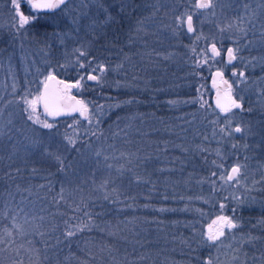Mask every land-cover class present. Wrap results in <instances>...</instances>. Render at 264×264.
Wrapping results in <instances>:
<instances>
[{"label":"trees","instance_id":"obj_1","mask_svg":"<svg viewBox=\"0 0 264 264\" xmlns=\"http://www.w3.org/2000/svg\"><path fill=\"white\" fill-rule=\"evenodd\" d=\"M164 16V10L162 14L158 13L154 18L156 23L171 22L170 14L165 18ZM41 19L25 36L9 33L2 36L4 39L0 37V53L3 56L12 53L21 55V47L25 51L29 49V52L30 48L38 47V57L48 61H38L39 69L44 67L43 64L56 65L58 77L67 82H75L82 73L79 69L74 70L72 64L66 63L65 56L72 58V50L80 45L78 40L65 39L61 43L55 38L60 28L44 23ZM117 25L122 27L120 32L115 28ZM201 25H197L198 30H202ZM111 28L115 33L108 41L98 38L92 43L89 49L91 55L113 66L123 61V54H127L130 59L123 61L124 68L118 71L119 74L109 71L106 85L87 82L82 93L78 95L80 99L91 102L90 108L95 105L102 106L99 128L88 125L79 116L58 120V127L63 132L67 125L78 119L80 124L76 132L80 136L87 139L91 131H96L100 136L99 140L92 138L93 149L103 150L109 155L135 153L142 159L147 158L138 168H133V171L150 179L155 188L151 184L129 183L131 174L126 175L116 192L110 194V200H101L94 209L95 212H102V216L95 218V222L101 227L108 225L109 228L101 232L94 227L91 232L85 230L66 239L65 221L69 224L81 222L82 213L75 214V221L69 219L73 216L69 205L74 207V200L78 201L80 197L74 193L69 198L66 192L67 203L57 204V192L63 178L56 173L52 164L38 161L35 157H24L10 165L5 158L0 163V264L20 261L23 264H195L191 260L190 250L181 243L182 239H187L193 248L196 247L193 229L185 225L194 223L196 232H203L206 221L219 212L214 205L224 202V196L231 197L227 189L213 192L209 184L196 183L199 177L208 176L210 165L203 162L202 154L195 150V146L202 143L204 135H209L211 139V126L208 121L214 119L215 114L207 105L205 109H200L198 104L193 103L175 106L167 103L171 100L195 99L198 95L197 88L202 84L204 99L212 105L211 73L207 67L200 70L203 79L191 75L193 69L188 60L186 46L192 45V39L183 33L174 37L162 26L160 31L152 27L147 36L143 34V37L140 36L134 43L129 44V26L124 20L119 19ZM261 31L259 36L264 37V29ZM253 35L258 36V33ZM85 36L86 40L91 39L90 36ZM169 53L174 55L164 59ZM60 64H65L64 70L59 68ZM21 70L20 80H17L16 85L17 95L25 86L35 92L39 74H33V66L26 69L29 72L27 76L25 70ZM231 70L232 65L224 67L225 78L230 81L234 79L230 75ZM260 75L263 77L264 71ZM133 76L138 79L133 81ZM115 81L137 84L138 87L118 89ZM9 86L8 91L3 92L0 89V98H3L0 104L14 98L12 84ZM127 99L139 102L123 104ZM117 104L120 106L112 107ZM245 107L253 109L252 113H246L248 116L258 117V121L264 118V106L253 105V102L248 101ZM11 108L12 105H9L5 109V118ZM67 131L69 135L74 134L71 128H67ZM203 146L210 149L217 147L215 142L204 143ZM227 147L228 144H225L222 151L231 152ZM182 148H188V152H184ZM253 154L259 159V165L264 166V151L256 150ZM74 155L71 154L73 157ZM208 158L211 160L215 157L209 155ZM232 162L228 161L229 164ZM16 167L21 169L20 173L13 172V177L10 178L7 173ZM32 167L40 170L38 174L33 175L30 172ZM189 173H192L191 180L188 179ZM68 187L70 186L66 185ZM92 195L95 197L99 194ZM163 195H168L169 199L163 200ZM189 197L192 199L189 200ZM261 198L257 202L258 208L238 206L242 228L233 231L242 234L261 232L264 236V187ZM112 200L117 202L112 203ZM204 200L208 203H204ZM145 204L150 207H143ZM161 207L176 211L160 213L152 210ZM185 208L189 210L184 211ZM195 209H200L203 215ZM109 230L115 231L116 235H108ZM109 249L112 250L111 253ZM198 254L205 257L208 252L199 249ZM211 254L216 256L215 250Z\"/></svg>","mask_w":264,"mask_h":264},{"label":"snow or ice","instance_id":"obj_2","mask_svg":"<svg viewBox=\"0 0 264 264\" xmlns=\"http://www.w3.org/2000/svg\"><path fill=\"white\" fill-rule=\"evenodd\" d=\"M8 2L11 5L10 27L17 36H25L30 33L42 16L57 12L64 13L66 9H69L72 15L71 31L77 35L83 32L91 37L90 40L80 43L79 47L72 50L71 59L65 56L66 63L72 64L74 70L79 69L82 73L78 75L75 82L68 83L59 79L56 72L57 66L46 64V72H41L39 68L36 69L43 78L36 81L38 87L35 92L25 86L23 91L17 95L15 84H13L14 98L0 104V163L7 158L11 165L17 159L24 157H35L38 161L50 163L56 168V173L63 178L57 192L56 203H67L66 192L69 198L74 193L80 197L78 201L74 200V207L69 205L73 211V216L69 219L75 221L77 219L75 214L82 213L81 222L69 224L67 220L65 221L66 239L85 230L91 232L94 227L101 232H104L105 228H109L108 225L101 227L95 222V218H100L102 212H95L94 209L101 200H110V194L116 192L126 175L131 174L129 183L151 184V187L155 188V184L150 179H146L143 175H138L133 171V168H138L147 158L142 159L135 153H120L119 156L114 153L109 155L105 154L103 150L93 149L92 138L95 137L96 140H99L100 136L97 135L96 131H91V135L87 139L80 136L76 132L80 124L78 119H74L72 124L67 125V128L73 129V135H69L67 128L61 132L58 127V118L78 115L88 125L99 128V114L102 106L95 105L94 108H90V101L77 99L76 95H72V91L73 89L81 90L87 82H95L102 86V82L109 71H120L124 68L123 61L130 59L127 54H123V61L113 66L97 59L89 51L92 43L105 35V29L118 23L117 16L122 20L129 21L127 34L129 44L134 43L141 34H146V25L149 24L157 29L163 26L174 37H179L183 33L192 39V45L186 46L188 60L193 69L191 75L203 79L200 70L207 67L211 73V87L215 90L214 106L208 104L204 99V94L201 92L204 87L202 84L197 88L198 95L195 99L188 101L171 100L167 103L172 106L181 103H193L198 104L200 109H205L207 105L215 114V118L208 121L211 126V139L209 135H204L202 143L195 146V150L202 154L203 162L210 165L208 176L199 177L196 183L209 184L213 192L223 191L227 188L238 189L241 186V182L247 173V164L242 163L241 159L247 161L248 156L241 157L238 155L239 150L264 151V118L255 124L243 119L244 114H250L253 111L251 107H245L243 93L246 90L241 87L248 84V77L243 70H235L237 62L247 67L256 59L253 57L252 60H246L243 56L245 49L252 45V41L247 39L249 29L244 25L254 26L253 19L256 15L254 10H250V4L247 0L241 4L244 15L237 12L236 18L230 24L225 27H217L218 33L222 36L221 40L206 37L202 30L197 28V25L201 24V18L208 10L215 14L218 4L214 3V0H8ZM236 2L239 3L240 0H236ZM257 7L264 8V3L257 5ZM114 8L117 9L116 13L113 12ZM162 9L167 10L164 12L165 16L171 15V22L168 24H163L162 21L156 23L154 19ZM194 17L196 24H194ZM232 30H235L237 34L235 39L224 35ZM56 35L63 43L69 34L65 32L63 35L59 33ZM223 39H229L234 46L224 47ZM218 43L221 47L217 46ZM47 55L46 52L45 56ZM157 55L160 54L157 53ZM173 55L174 53H169L163 58L169 59ZM228 65H232L230 75L234 79L231 81L225 78L223 70V67ZM59 68L64 70L65 64H60ZM132 79L135 81L138 78L133 76ZM115 87L118 89L137 88L138 85L115 81ZM257 95L260 102L264 103V90L258 92ZM2 99L0 98V100ZM138 102L135 99H127L123 101V104L131 105ZM9 105H12V108L8 110L5 118V109ZM119 106L117 104L112 107ZM253 137L255 139L251 145L232 142L237 138L245 140ZM212 142L217 145L215 149L203 146L204 143L211 144ZM225 144L230 145L231 152L222 151ZM177 147L181 146L177 145ZM182 150L188 152V148H182ZM6 152L7 156L5 157ZM72 153L75 154L74 157L71 156ZM209 155L215 158L209 160ZM217 160L220 162L218 163ZM229 160L233 162L229 164ZM20 171L21 169L16 167L7 175L12 178L13 172L20 173ZM39 171L36 167L30 169L33 175L38 174ZM188 179H192V173L188 174ZM187 182L185 181V183ZM66 185L70 187L66 188ZM93 193L99 195L94 197ZM162 199L168 200L169 196L163 195ZM180 199H184V197H180ZM188 199L191 200L192 198L189 197ZM197 199L203 198L197 197ZM223 199L224 202H217L214 205V207H218L219 212L205 231L197 233L194 223L185 225L193 229L196 247L193 248L187 239H182L181 243L190 250L191 260L195 264H219V256H213L212 251H218L223 246L225 239H235L233 230L242 228L238 206L244 204L247 197L232 195L231 197L224 196ZM111 202L116 203L117 201L112 200ZM204 203L207 204L208 201L204 200ZM143 207L149 208L150 205L145 204ZM152 210L160 213L176 211V209L163 207ZM183 210L188 211L189 209ZM195 211L203 215L200 209H195ZM4 218L7 219L8 217ZM11 219L14 220L15 217H11ZM107 234L114 236L116 232L109 230ZM258 239L259 237L249 235L245 240L242 236L241 247L243 243L251 244ZM229 247L231 248L232 245ZM199 249L206 250L208 255L202 257L198 254ZM108 251L111 253L112 250L109 249ZM233 251L238 252L239 249L233 248ZM245 255L247 254L245 253ZM143 258L141 257V259ZM233 259H239V257L234 256Z\"/></svg>","mask_w":264,"mask_h":264},{"label":"rangeland","instance_id":"obj_3","mask_svg":"<svg viewBox=\"0 0 264 264\" xmlns=\"http://www.w3.org/2000/svg\"><path fill=\"white\" fill-rule=\"evenodd\" d=\"M245 2V0H240L239 3L236 2V0H214V3H217L218 6L215 9V14L210 12H206L204 17L201 18V24H202V32L203 35L209 38H215L216 40H221L222 36L217 31V27H225L226 25L230 24L233 19L236 18L237 12H239L240 15H244V11L241 7V4ZM247 2L250 4V10H254L256 15L253 19V25L250 26L248 24H245L244 27L249 29V36L247 39H250L252 41V45L245 49L243 52V56L246 60H252L253 57L256 59L252 62V64L245 67L240 62H237L236 71L243 70L247 77H248V84L242 85L241 87L245 88V103L253 102V105L260 104L261 107L264 106V103H261L258 97V92L261 90H264V76L262 77L261 72L264 70V37L259 36L261 35L262 31L264 29V8H259L257 5L264 3V0H247ZM71 8V6H69ZM227 7V10L225 9ZM11 5L9 4L8 0H0V31L2 33L0 34V37L7 35L9 33H14L12 28L10 27L11 24V13H10ZM165 9L161 10L162 11ZM113 12L116 13L117 9L114 8ZM147 14V13H146ZM165 18V16H164ZM195 18V17H194ZM72 19V15L69 9H66L64 13L54 14V15H48L47 17H42V21L44 23H47L49 25H55L56 27L60 28L59 34L63 35L65 32H67L69 35L66 38L68 39H76L78 40L79 44L86 41V36L83 32H81L79 35H77L75 32L71 31V24L70 21ZM122 20L119 16H117V20ZM127 25L129 26V21L124 20ZM166 22V21H165ZM168 22V20H167ZM114 24H112L110 27L105 29V35L101 38V41H108L110 39V36L113 35L114 29L111 28ZM121 31V28L119 25L115 26ZM151 25H146V36L150 32ZM162 28V26L160 27ZM159 28V29H160ZM156 30H159L157 28H153ZM162 30V29H160ZM159 30V31H160ZM258 33V36H254V33ZM3 34V35H2ZM227 37H231L233 39L236 38L235 30H232L228 33L224 34ZM141 37H143V34H141ZM6 38V36H5ZM55 38H57V35H55ZM2 39H4L2 37ZM58 39V38H57ZM64 39V41H66ZM89 40V39H88ZM142 40V39H140ZM146 40L148 41V38L146 37ZM2 41V40H1ZM3 42V41H2ZM6 42V41H5ZM4 44V42H3ZM8 44V40H7ZM4 45V47L7 46ZM223 45L224 47H232L234 46L229 39H223ZM218 47H221V45L218 43ZM22 53L21 55L17 54H5L4 56L0 53V89H2L3 92L6 90H9V84H15V87L17 85V80H20V70H25V76L28 74V70L30 66H33L35 71H33V74H36V69L38 68V61H41L42 63H48L46 60H42L38 57L39 54V48L34 47L29 49H25L21 47ZM3 50V49H2ZM5 52V49L3 50ZM44 67H42L40 70L41 72H46V65L43 64ZM222 66V65H219ZM17 69L19 70L17 72ZM28 69V70H26ZM224 70V67H223ZM120 72H118L119 74ZM38 74V73H37ZM38 79H42L43 77L41 75H38ZM112 76V75H111ZM107 76L105 80L102 82V86L106 85L107 83ZM89 83V82H88ZM91 84V83H89ZM9 86V87H8ZM11 86V88H13ZM210 87H211V79H210ZM84 88V87H83ZM83 88L79 91L74 90L73 94H76L77 96L82 93ZM212 89V87H211ZM213 95V90H212ZM212 95L210 100L212 99ZM258 117L256 116H248V114H244L243 119L249 120L252 123H256L258 121ZM254 141L253 138H247L245 140L235 139L232 142L238 143V144H244L248 143L251 145ZM229 151L231 150L230 145H228ZM241 157L244 155L248 156L247 161H243L241 159L242 163L247 164V173L245 178L241 182V186L238 189H232L227 188L228 193H230V196L232 195H240L245 196L247 199L245 200L244 204L239 205L243 208H258V199H262V187H264V166L259 165V159H256L255 154H253V151H245L243 149L239 150ZM243 171V169H242ZM214 218V217H213ZM213 218H210L206 221L204 226V231L207 229L208 225L211 224V221ZM235 233V239H225L224 244L220 249L217 251L215 250V255L219 256V264H264V236L261 234V232H256V234L252 233ZM251 235L253 237H259L258 240H254L251 244L249 243H243V246L241 247V237L243 236L245 240L247 237ZM229 245H232L230 248ZM233 248H238V252H234ZM245 253L247 255H245ZM234 256H238L239 259H233ZM255 258V259H254ZM5 262V261H4ZM8 264H23L22 261L16 263H8ZM28 264H34V263H28Z\"/></svg>","mask_w":264,"mask_h":264},{"label":"water","instance_id":"obj_4","mask_svg":"<svg viewBox=\"0 0 264 264\" xmlns=\"http://www.w3.org/2000/svg\"><path fill=\"white\" fill-rule=\"evenodd\" d=\"M59 79H62V78H60V77H58ZM64 80V79H63ZM66 81V80H65ZM67 82V81H66ZM68 83H73V82H68ZM89 83H91V84H96L95 82H89ZM75 89H73V91H74ZM213 90V95H212V99H211V102H212V105L214 106V101H215V95H214V93H215V90L214 89H212ZM73 91H72V95H76V94H73ZM77 96V95H76ZM77 99H80L78 96H77ZM78 116V115H77ZM71 117H73V116H63V117H60V118H58V120H62V119H65V118H71ZM215 218V217H214ZM213 218V219H214ZM212 219V220H213Z\"/></svg>","mask_w":264,"mask_h":264},{"label":"flooded vegetation","instance_id":"obj_5","mask_svg":"<svg viewBox=\"0 0 264 264\" xmlns=\"http://www.w3.org/2000/svg\"><path fill=\"white\" fill-rule=\"evenodd\" d=\"M55 14H59V12L55 13ZM49 15H54V14H49ZM48 16V15H47Z\"/></svg>","mask_w":264,"mask_h":264}]
</instances>
